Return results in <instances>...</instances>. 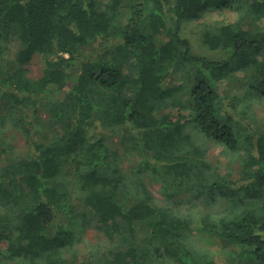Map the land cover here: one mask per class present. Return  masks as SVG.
Masks as SVG:
<instances>
[{
    "label": "trees",
    "instance_id": "16d2710c",
    "mask_svg": "<svg viewBox=\"0 0 264 264\" xmlns=\"http://www.w3.org/2000/svg\"><path fill=\"white\" fill-rule=\"evenodd\" d=\"M122 2L0 0V129L27 146L16 153L2 131L5 264H236L195 229L264 264V130L224 89L246 78L264 104V0H131L126 21ZM212 11L232 16L207 20ZM36 54L38 79L26 69ZM175 71L190 83L169 84ZM174 108L190 112L193 132ZM108 130L131 134L139 161L125 166ZM195 133L241 156L237 177ZM91 218L102 243L83 236Z\"/></svg>",
    "mask_w": 264,
    "mask_h": 264
},
{
    "label": "rangeland",
    "instance_id": "374dc122",
    "mask_svg": "<svg viewBox=\"0 0 264 264\" xmlns=\"http://www.w3.org/2000/svg\"><path fill=\"white\" fill-rule=\"evenodd\" d=\"M131 0H123L122 6L120 7V10L122 11V20L126 21L128 18V8L130 5ZM232 12L226 11L223 13H219L218 11H212L209 14L206 15L207 20L210 21H216L219 20H225L230 18ZM194 22L191 23V26L188 27L187 35L191 38V40L197 39V33L195 31L194 26L192 25ZM8 46L12 49H14L15 43L14 38L10 37L8 39ZM26 69L28 72V75L32 78L38 79L43 74V58L39 56L38 54L34 55L31 59V61L26 65ZM242 76V74H241ZM241 77H239V80ZM231 81L228 83V85H224L225 92H229L231 95H237L240 96L242 102V98L247 104V107L249 106L250 111L255 114V119L257 125L264 130V104L261 102H257L256 97L253 93H246L244 92L245 89H248L249 86L246 85V87L243 86L244 80L246 78L242 79L241 81ZM190 80L188 78V75H185L183 71H176L173 73L172 77L169 80V84H189ZM245 88V89H244ZM239 102L238 106L241 107L242 104ZM172 116L176 119V117H179V114H183L180 119L182 122L185 123V130L193 132L194 129V122L192 118L189 116L190 112L188 110H176V108L171 109ZM44 117L47 118L48 116L44 114ZM57 129V128H56ZM55 131V128L50 130V128H46L44 130L45 134L50 137H53V131ZM2 131L5 132V137H7V141L11 143V145L14 147V150L18 154H24L27 151V146L25 143V140L23 139L21 133H18L13 129L11 125H8L5 130L0 129V138L2 137ZM61 133V131H58ZM109 137L110 143L112 146L120 151V153L124 157V165L130 166L133 163V160L139 161V155L135 153L132 146L134 145L133 137L128 132H114L112 130H108L106 133ZM196 136V133L194 134ZM197 137V136H196ZM197 139L207 148V157L210 162L216 167L218 170H220L222 173H232L234 176L237 177L238 173L240 171L241 167V156L237 153H232L227 150V148L220 144L216 143L213 140L206 138L202 135L197 137ZM147 183L149 188L154 193L155 198L159 202H164L167 200V192L163 189L162 184L159 182H155L153 179L148 178ZM179 198H183L182 195H180ZM176 199V196H175ZM97 220L95 218H91L88 224L83 225L84 234L83 236L93 243H102V239L99 240L100 236L97 231ZM2 229L6 227L5 225H1ZM144 232H146V227L142 229L140 232V237L143 238L145 236ZM194 235L196 236V239L199 241V244L206 248L210 253H213V256L217 257V260H219L221 263L227 262V261H234L236 264H249V261L246 259L245 253H242V248L234 245V244H228L225 242H222L220 240L214 239L210 237L209 235L205 233H201L199 229L194 230ZM103 238V237H102ZM5 242H0V248H4ZM5 259L3 255L0 254V264H5ZM10 264H17L15 262H11Z\"/></svg>",
    "mask_w": 264,
    "mask_h": 264
},
{
    "label": "clouds",
    "instance_id": "9594fccd",
    "mask_svg": "<svg viewBox=\"0 0 264 264\" xmlns=\"http://www.w3.org/2000/svg\"><path fill=\"white\" fill-rule=\"evenodd\" d=\"M213 219H215V217H213Z\"/></svg>",
    "mask_w": 264,
    "mask_h": 264
}]
</instances>
